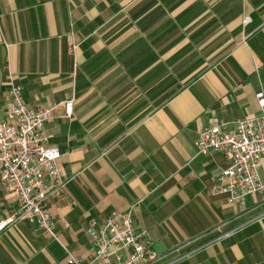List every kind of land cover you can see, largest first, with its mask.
I'll list each match as a JSON object with an SVG mask.
<instances>
[{"label":"crops","instance_id":"obj_1","mask_svg":"<svg viewBox=\"0 0 264 264\" xmlns=\"http://www.w3.org/2000/svg\"><path fill=\"white\" fill-rule=\"evenodd\" d=\"M11 82L57 107L45 127L67 187L47 201L59 240L21 221L0 264L91 262V222L129 210L157 256L145 264H264V193L231 205L228 161L196 145L212 117L263 113L264 0H0V124ZM16 210L0 183V222Z\"/></svg>","mask_w":264,"mask_h":264},{"label":"built area","instance_id":"obj_2","mask_svg":"<svg viewBox=\"0 0 264 264\" xmlns=\"http://www.w3.org/2000/svg\"><path fill=\"white\" fill-rule=\"evenodd\" d=\"M245 20V25L250 23ZM22 86L11 82L10 120L0 124V183L17 202V210L0 222V234L21 221L35 224L50 239L58 241L56 222L47 207L50 196H61L67 187L59 161L61 151L51 143L46 123L57 107L33 109L25 104ZM260 117L236 123L234 129L212 117L209 127L200 132L196 143L200 154L221 153L228 161L218 177L227 181L218 190L229 194V203L244 206L257 193H264L261 170L264 160V89L257 94ZM74 98L64 103L65 117L71 118ZM89 236L94 247L91 262H84L67 251V264H145L157 258L146 233L134 222V211L114 212L102 223L91 222Z\"/></svg>","mask_w":264,"mask_h":264}]
</instances>
